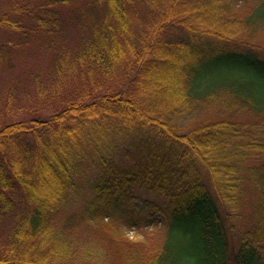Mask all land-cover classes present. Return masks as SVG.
<instances>
[{"label": "trees", "instance_id": "obj_1", "mask_svg": "<svg viewBox=\"0 0 264 264\" xmlns=\"http://www.w3.org/2000/svg\"><path fill=\"white\" fill-rule=\"evenodd\" d=\"M3 1L0 29L11 35L0 58L31 42L50 53L46 76L34 73L33 110L52 114L0 108V264L90 262L68 230L111 217L152 226L134 206L137 188L162 197L147 209L164 212L168 233L129 255L133 264H264L263 154L243 164L236 119L192 123L214 101L264 117V45L248 35L264 27V0ZM16 97L12 87L6 102ZM247 142L264 153V137ZM89 157L97 175L83 194ZM244 175L258 194L235 247ZM80 195L81 209L64 216Z\"/></svg>", "mask_w": 264, "mask_h": 264}, {"label": "rangeland", "instance_id": "obj_2", "mask_svg": "<svg viewBox=\"0 0 264 264\" xmlns=\"http://www.w3.org/2000/svg\"><path fill=\"white\" fill-rule=\"evenodd\" d=\"M5 5L7 4L0 0V11L6 7ZM240 8H242V12H246L245 5ZM8 35L11 34L0 29V41L9 37ZM248 35L255 42L264 45V27L250 31ZM5 54V59L0 58V108L7 111V118L11 114L20 119L30 118L34 113L42 117L50 116L52 111L48 113L47 109H38V112L33 110L37 103L33 87L34 73H39L42 77L46 76L49 68L50 53L41 48L39 43L31 42L28 46L9 48ZM12 87L17 91V97L12 104H8L6 97ZM221 116L236 119V125L242 131L241 136L244 139H261L264 137L262 132L264 117H257L253 112L246 109H227V107L219 105L215 101L205 104L200 113L192 118V123L196 124L208 118L219 119ZM247 140H244V147L241 149V152H247V158L244 159L243 164L254 163L252 157L254 154H263L262 159H264V153L255 150L251 146L249 147ZM111 144L116 146L117 142L114 141ZM117 155L120 156V152ZM255 163H257V160ZM80 171L78 180L81 185L80 191L84 194L97 175L95 160L91 157L83 160ZM248 179L249 177L244 175L246 186L242 206L238 216L231 222L235 228L229 234L233 237L232 242L235 247L240 242L242 231L252 220V205L258 194L253 187L252 181ZM135 197L134 206L138 210L143 211V215H148L149 218L155 221L152 226H145L144 223L140 224V226H124L120 221L111 217L105 218L103 221L100 218L97 219V229L93 226L87 227L85 225L84 227H71L68 230V238L71 240L73 248L77 250L78 255L84 256V260L91 253V257H89L91 260L86 264H133V260L129 261V255H143L148 249L151 250L155 245L162 244L165 241L168 226L167 223H163L165 219L164 212L158 206H155L154 209H147L149 208L148 206H153L156 203L162 205V197L146 188H137ZM82 203L83 195L73 196V200L69 208L65 210L64 216L71 212L79 211ZM137 209L136 212H138ZM136 217L139 218L141 215L136 214ZM4 225L0 223V237H4L6 232H8L4 230L7 229ZM118 225L120 227H117ZM119 232L129 242L117 243V240L114 239V234ZM73 263L74 259H71L70 264Z\"/></svg>", "mask_w": 264, "mask_h": 264}]
</instances>
